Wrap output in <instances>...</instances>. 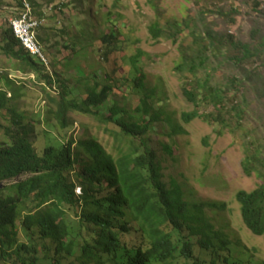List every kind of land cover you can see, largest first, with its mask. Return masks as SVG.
<instances>
[{"label":"rangeland","instance_id":"374dc122","mask_svg":"<svg viewBox=\"0 0 264 264\" xmlns=\"http://www.w3.org/2000/svg\"><path fill=\"white\" fill-rule=\"evenodd\" d=\"M31 1L35 5V15L43 17L37 40L47 64L43 65L37 56L31 60L42 64L41 72L50 75L51 86L47 84V92L43 75L21 69L19 62L6 54L4 32L12 26L9 21L20 9L17 0H0V92L9 99L6 108L0 110V146L10 142L6 130L15 129L13 114L20 116L23 124L33 130L31 142L38 152L51 144L68 140L76 144L92 138L117 158L129 153L130 149L141 153L142 140L148 149L154 151L168 187L175 180L184 199L190 202L224 203L225 208L221 211L206 210L214 227L223 230L230 239L239 232L238 236L248 245H258L261 248L258 253L264 257V239L248 238L237 201L240 191L253 192L264 181V100L258 101L253 92H246L242 87L239 91L233 87L230 89L233 79H239L241 74L233 67L234 62L227 58L226 52L219 53L208 46L210 42L205 35L208 29L220 36L232 37L235 43H250L252 27L258 24L264 32V0H257L259 11L254 10L252 0ZM230 9L234 10L233 23L227 20ZM192 20L197 25L192 26ZM182 21L190 28L184 29L175 42L164 33L158 40H151L148 28L152 23L158 22L162 30L168 32L170 23ZM192 32L201 34L204 41L196 42ZM110 33L115 36L114 43L106 45L103 38ZM202 44L208 47L207 55L214 57V62L202 72L210 73L215 84L229 88V100L233 102L226 103L225 108L228 110L234 103L241 115L235 118L233 111H225L223 120L226 125L206 122L199 117L190 125H184L185 135L177 136L171 131L172 124L166 121L172 118L183 125L181 113L191 111L193 106L183 99V74L176 70V65L183 59L181 53L185 49H192L187 51L192 55ZM136 49H141L144 54L141 67L146 75L143 94L149 95L144 97L148 114L142 108L137 110L141 106V94L132 92L135 71L130 66L129 57ZM45 66L49 73L45 72ZM253 66L257 67L259 63L246 64L247 68ZM260 73L264 79V68ZM108 79L113 81L110 98L93 108L100 118L68 111L65 126L57 122L55 103L62 89H68L67 101L91 104L96 99L95 94H90L91 89L96 92L106 85ZM114 105L122 110L125 119L129 115L130 120L147 123L151 132L141 140H127V136L119 135L120 128L107 117L110 114L108 109ZM213 113L216 114L212 107L205 106L198 115ZM71 148L73 155L79 152L77 146ZM255 150L261 152L262 168L244 173L242 162ZM121 156L128 161L131 158L130 154ZM9 185L3 184L0 193L16 190V185ZM242 228L246 232L240 233ZM182 233H186L184 228L180 231L181 236ZM18 242L33 244L35 255L32 257L37 264H52L54 260L58 264H77L75 258L54 256L51 242L40 238L37 233L31 236L19 229ZM240 258L247 263L249 257ZM2 260L0 264L11 261ZM252 261H257V257Z\"/></svg>","mask_w":264,"mask_h":264},{"label":"trees","instance_id":"16d2710c","mask_svg":"<svg viewBox=\"0 0 264 264\" xmlns=\"http://www.w3.org/2000/svg\"><path fill=\"white\" fill-rule=\"evenodd\" d=\"M252 1L254 10L259 11V2ZM233 15L234 10L230 9L227 20L232 23ZM191 25L197 23L192 20ZM168 27L169 31L164 32L159 23L155 22L151 27L153 38L164 33L175 42L184 29L190 28L183 21L170 23ZM192 35L196 42L204 41L201 34L192 32ZM205 35L210 42L208 46L216 52H226L227 58L234 62L233 67L241 74L239 79H233L230 89L233 87L235 91H239L244 88L246 92H253L258 101L264 100V79L260 73L261 68H264V32L258 24L252 27L251 42L248 44L235 43L232 37L220 36L208 29ZM114 39V34L110 33L103 41L106 45H113ZM4 40L6 54L18 61L21 69L43 75L42 64L33 62L21 47L15 49L19 47V42L9 28L4 32ZM207 49L205 44L199 45L192 55L187 52L192 49H185L181 53L182 62L177 63L176 68L196 74L197 78L191 85V90L186 92L187 97L194 100L198 94L201 96L202 108L212 107L216 112L203 115L202 118L226 125L227 122L223 120L225 111H233V117L238 118L241 115L240 109L232 103L231 108L226 110V103L233 102L229 100V88L215 84L210 73L197 75V70H202L214 62V57L207 55ZM141 56L142 52L138 51L129 57L130 66L135 71L132 92L134 95L141 94V106L137 110L142 108L148 114L145 98L149 95L143 94L146 75L141 67ZM254 61L259 66L246 67L248 62ZM42 77L51 86L49 76L44 74ZM105 84L96 92L91 89L90 94L96 95L94 103L91 104L67 101V89H62L55 103L57 122L65 126L68 111L100 118L93 108H98L109 99L113 89L111 79ZM7 103L5 94L0 92V110L5 109ZM108 111L110 114L107 117L120 128L119 135L127 136V140H141L149 130L147 123L142 126L139 122L129 121V115L125 119L122 110L116 105ZM195 117L199 116L194 113L186 115L184 119L188 122ZM12 122L15 129L6 130L10 142L0 146V187L3 184L18 183L14 192L0 193V259L11 260L7 264H37V260L32 257L35 255L33 244L18 242L19 229L29 232L31 236L37 233L40 238L49 240L53 245L54 256L72 257L82 264H166L172 259L176 263L179 257L190 258V240L183 242V237H186L184 235L180 239L182 242H174L170 240L171 234L166 232L171 230V233H180L184 228L186 233L189 232L187 237L191 238L196 224L211 239L219 240L215 247L217 250L223 249L229 243L222 233H212V222L206 218L202 203L185 200L183 191L175 180L171 182L170 188L163 183L157 157L142 140L141 153L137 149H130L129 153L121 154H130L129 161L121 155L115 158L92 138L78 141L76 146L79 152L74 155L71 152L73 140L48 145L38 152L31 142L33 130L23 124L20 116L15 114ZM171 129L174 134L181 131L178 126ZM260 156V150L248 154L242 162L244 172L249 174L251 169L260 170L257 168L261 165ZM27 174L32 175L27 180L16 181ZM76 184L82 188L79 198L74 194ZM238 200L242 207L244 224L253 233L264 235V181L251 194L239 193ZM219 208L222 210L224 207ZM127 218L137 222V231L144 234V243L139 247L120 246L115 239L116 224L120 219ZM184 243L188 245H183ZM208 244L213 242L208 241ZM52 264L58 262L53 261Z\"/></svg>","mask_w":264,"mask_h":264},{"label":"clouds","instance_id":"9594fccd","mask_svg":"<svg viewBox=\"0 0 264 264\" xmlns=\"http://www.w3.org/2000/svg\"><path fill=\"white\" fill-rule=\"evenodd\" d=\"M17 1H18V6H19L18 8L20 9V12L18 14H16V16L14 18H12L9 22L11 23L12 20H20L24 15H26L27 24H34V27L31 29V33L33 34V37H34V40H35V44H36V47H37L39 53H35L34 54V53L30 52L24 46L22 41L15 35L12 26L11 27L9 26V29L12 31L15 39L18 40L19 46L23 49V51L27 54V56L29 58L37 56L39 58V60L42 62V64L46 65L47 62L43 58V54L41 53L40 45H39V42L37 40V31L40 28V26L42 25L43 17H39V16L35 15V9H34L35 5L30 0H17ZM154 23H152L150 25V27L148 28L149 36H150V38H151V40L153 42L155 40H158L162 36V35H159L157 38H153V36L151 34V27H153ZM138 51L142 52V56L141 57H143V55H144L143 51L141 49H136V52H138ZM181 62H179V63H181ZM187 69H188V67H187ZM44 70H45L46 73L50 72L48 70L47 66H45ZM176 70L183 74V76H182L183 82L181 84V86H182V95L184 96L183 99L185 100V102L187 104H190V105L193 106V109L191 111H188V112L183 111L181 113V119L183 121V125H181V123H178L176 120H174L172 118H169L166 121V123L172 124L171 127H173V126L180 127L181 131L179 133H177V134H174L172 129H171V131H172V133L174 135L181 136V135H185L186 134L185 129H184V125H187V124L190 125L192 122L197 120L199 117H201V118L203 117V116H199L198 115V112L201 110L203 105L201 103V96H198V94H196L194 100H190L187 97V95H186V92L188 90H191V85L195 82V79L197 78L196 74H193L192 72H182L181 70H179L177 68H176ZM46 75H48L50 77L49 74H46ZM197 75L198 76H203V75H206V74L204 72H202L201 69H199V70H197ZM43 86L47 89V92H49L47 83L45 81H43ZM64 89H67V87H65ZM67 91H68V89L65 91L66 92L65 94H67ZM5 96H6V94H5ZM59 96H60V94H59ZM65 99H66V97H65ZM70 101L71 102L72 101L75 102V100H70ZM194 113L197 114L199 117H195L194 119H191V121H188V122L184 119L186 115L188 116V115L194 114ZM157 119H159V118H157ZM129 121H133V120H129ZM206 122H212V121H206ZM140 125L144 126L145 123L140 124ZM148 128H149V125H148ZM150 132H151V130L149 128V130L146 133V135H148ZM146 135H144V136H146ZM74 145L76 146L75 143H74ZM149 151H153V150L149 149ZM159 165H160V163H159ZM160 168H161V166H160ZM244 173H246V172H244ZM31 175L32 174H27V175L23 176L22 178L26 177L25 180H27L29 178V176H31ZM161 175H162V169H161ZM21 179L18 180V181L21 182ZM162 181H163V176H162ZM163 183H165V182L163 181ZM168 188H170V186ZM241 192H244V191H240L239 193H241ZM239 193L237 194V201H238V204L241 207V204H240V202L238 200ZM245 193H247V192H245ZM251 193L252 192H250L248 194H251ZM74 194L78 198L82 195V188H81L80 185L76 184L74 186ZM185 200H187V199H185ZM187 201H189V200H187ZM202 204L204 205V212L206 214V218L207 219H211L210 217H208V213L206 212L207 208L211 209V210H220V211H221V209L219 208L220 206H223L225 208L224 203L220 204V205H218V204H216L214 202H209V203L207 202V203H202ZM213 206H216V207H213ZM241 209H242V207H241ZM241 220H242V223H243V227L247 230V232L245 231L244 228H242L240 233L245 231L247 233L249 239H255L256 237L257 238L262 237L264 239V235H257L255 233H253L244 224V221L242 219V211H241ZM212 227H213L212 228L213 229L212 233L214 235L215 234L219 235V233H222L223 235H225L226 241H229V243L226 244L224 246V248L221 249V250H217L215 248L216 245H217V242H219V240L217 239V241H215L214 239H211V237L208 236V234H207V232L205 230L203 231V229L201 227H198V224L195 225V232H194V235L191 238L187 237L189 232L183 234V236L186 235V237L181 236L180 233L176 232V231H174L173 233H171V230L166 232V233H170L171 234L170 240H172L174 242L175 241L176 242H182V240H180V239H182V237H183V242H186L189 239L190 240L189 246L191 248V256H190V258L187 257V258L183 259V258L179 257L180 259H179L178 262L174 263V261L172 259L171 261H169L166 264H264V257L258 253L261 250V248L258 245H252V244L248 245L247 242H244L238 236L239 232L236 233V236L234 235L233 239H230V238H228L227 234L224 233L223 230L221 231V230L215 228L213 223H212ZM137 228H138V224L135 221L133 222L132 218H127L126 220H121L120 219L119 222L116 224V228L114 229L115 239L118 242V244L120 246H125V247H128V248H132V246L134 248H136V246L139 247L142 243H144L143 242V235L144 234L139 233L137 231ZM223 239H224V237H223ZM208 241L213 242V244H208ZM183 245H188V243H184ZM246 255L249 257L247 263L240 258V256H246ZM57 257H59V256H57ZM253 257H257V261L253 262L252 261ZM177 259H178V257H177ZM76 263L77 264L78 263L82 264L78 260H76Z\"/></svg>","mask_w":264,"mask_h":264},{"label":"built area","instance_id":"2783aa9c","mask_svg":"<svg viewBox=\"0 0 264 264\" xmlns=\"http://www.w3.org/2000/svg\"><path fill=\"white\" fill-rule=\"evenodd\" d=\"M11 24L15 35L22 41L24 46L34 54L39 53L31 33L34 24H27L26 15L20 20H12Z\"/></svg>","mask_w":264,"mask_h":264}]
</instances>
